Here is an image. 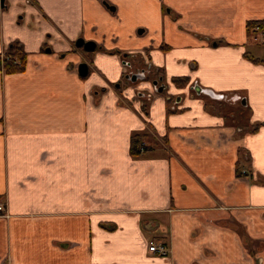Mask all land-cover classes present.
<instances>
[{"label":"crops","instance_id":"1","mask_svg":"<svg viewBox=\"0 0 264 264\" xmlns=\"http://www.w3.org/2000/svg\"><path fill=\"white\" fill-rule=\"evenodd\" d=\"M253 20L264 0H4L0 54L27 58L0 69V264H264ZM141 69L155 87L124 79ZM136 132L150 149L132 156Z\"/></svg>","mask_w":264,"mask_h":264},{"label":"trees","instance_id":"2","mask_svg":"<svg viewBox=\"0 0 264 264\" xmlns=\"http://www.w3.org/2000/svg\"><path fill=\"white\" fill-rule=\"evenodd\" d=\"M166 11V8H165ZM264 26V21H248L246 24L247 27V33L249 34H255L258 32V30ZM218 43H221V40L216 41ZM5 57L3 58L2 62L0 63V69L4 73H17L22 72L25 69L26 65V58L27 53L23 50L22 45L19 41L15 40L11 42L8 46V48L5 51ZM246 56L250 57L248 54H245ZM255 61H259L257 59H253ZM124 78V76H123ZM157 77L151 79L156 80ZM125 79V78H124ZM145 79H148V75ZM159 80V78H157ZM126 80V79H125ZM128 81V80H126ZM172 81L180 87H185L187 84L186 78H172ZM195 92V90H193ZM144 109L146 105H143ZM146 132H136L131 136V145H130V153L132 156H139L143 154L145 151H148L150 149V146H147L144 144V140H146ZM242 157V156H241Z\"/></svg>","mask_w":264,"mask_h":264},{"label":"water","instance_id":"3","mask_svg":"<svg viewBox=\"0 0 264 264\" xmlns=\"http://www.w3.org/2000/svg\"><path fill=\"white\" fill-rule=\"evenodd\" d=\"M0 5L4 6V0H0ZM75 46L78 48H83L85 51H93L96 48V44L93 41H85L83 38H78L75 41ZM78 72H79L80 76H85L87 74L88 68H87L86 63H80L79 64ZM139 72L140 73H138V74H131V75L126 74L125 79L130 81V82H136L139 78L145 79L146 75H145L144 69L139 70ZM157 84H158V80H152L151 81L152 86L155 87ZM194 88H195L194 90L197 93H207V94H210L211 96L217 97V95H214L213 92H209V91L205 92V90L203 88H200L199 86L197 88L196 87H194ZM163 90H164V86H162V85L159 86L158 89L156 88V91L159 93L163 92ZM219 96L223 97V95H219ZM242 103L245 104V101H242Z\"/></svg>","mask_w":264,"mask_h":264},{"label":"rangeland","instance_id":"4","mask_svg":"<svg viewBox=\"0 0 264 264\" xmlns=\"http://www.w3.org/2000/svg\"><path fill=\"white\" fill-rule=\"evenodd\" d=\"M253 35V34H252ZM251 35V36H252ZM251 38H253V37H251ZM255 38V37H254ZM250 51H252V53H256V52H254L253 50H250ZM256 51H260V46L259 47H257V50ZM142 63V62H141ZM141 63H138V65L139 66H141V67H145L143 64H141ZM259 64H264L263 62H262V60H261V62H259ZM126 65V64H125ZM137 65V64H136ZM147 75H148V78L149 79H151V77H153V75H156V76H159V74L158 73H156V74H153V72L151 73V75H150V73H147ZM146 75V76H147ZM148 81H150V80H148ZM116 85V84H115ZM226 104V103H225ZM238 107V106H237ZM224 112L225 113H227V114H230V113H234V119H239L240 120V123L243 125H245V120L247 119V115H248V112H247V110H244V109H241V111H239V109L238 108H231L230 106H228L227 104H226V106H224ZM230 116V115H229ZM249 127V126H248ZM247 127V128H248ZM246 129V128H245ZM246 131H248V130H246ZM243 132H244V130H243Z\"/></svg>","mask_w":264,"mask_h":264},{"label":"built area","instance_id":"5","mask_svg":"<svg viewBox=\"0 0 264 264\" xmlns=\"http://www.w3.org/2000/svg\"><path fill=\"white\" fill-rule=\"evenodd\" d=\"M4 57H5V54L4 53L3 54H0V63L2 62V60H3ZM1 209H2V205H0V210ZM148 248H149L150 251H154V252H156V253H158L159 255H162V256L168 254L167 247L164 244H162V243H159V244H151V245H149Z\"/></svg>","mask_w":264,"mask_h":264},{"label":"flooded vegetation","instance_id":"6","mask_svg":"<svg viewBox=\"0 0 264 264\" xmlns=\"http://www.w3.org/2000/svg\"><path fill=\"white\" fill-rule=\"evenodd\" d=\"M148 80V79H147ZM153 79H151L150 81H152ZM157 244V243H156ZM166 246V245H165ZM167 247V246H166ZM154 252V251H153ZM167 255V254H166ZM166 255H164V256H166ZM162 256V255H161Z\"/></svg>","mask_w":264,"mask_h":264}]
</instances>
